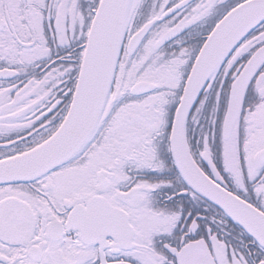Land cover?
Segmentation results:
<instances>
[{"label": "snow or ice", "instance_id": "snow-or-ice-1", "mask_svg": "<svg viewBox=\"0 0 264 264\" xmlns=\"http://www.w3.org/2000/svg\"><path fill=\"white\" fill-rule=\"evenodd\" d=\"M0 264H264V0H0Z\"/></svg>", "mask_w": 264, "mask_h": 264}]
</instances>
